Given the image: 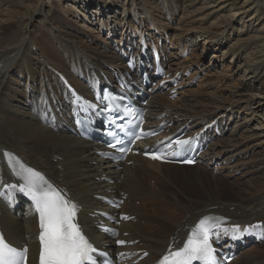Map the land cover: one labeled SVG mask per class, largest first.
Instances as JSON below:
<instances>
[{
    "label": "bare ground",
    "instance_id": "bare-ground-1",
    "mask_svg": "<svg viewBox=\"0 0 264 264\" xmlns=\"http://www.w3.org/2000/svg\"><path fill=\"white\" fill-rule=\"evenodd\" d=\"M62 1L68 2L71 12H66L76 21L82 16L92 21L93 15L111 19L104 23L102 33L113 36L118 28L134 40L142 29L140 37L147 32L162 40L163 46L148 43L143 53L142 45L131 39L130 48L123 49L114 46L110 37L101 43L90 37L94 45L79 48L76 40L81 37L78 41H83L80 33L84 31L56 9L45 19L41 14L45 15V0H0V153L8 149L24 158L31 168L78 200L81 222L97 242L103 237L94 227L99 221L91 216L103 207L97 196L126 193L121 212L135 215L136 220L123 222L122 227L130 231L132 239L140 240L137 250L146 248L150 253L140 264L159 260L208 213L219 212L250 223L264 219V130L251 126L255 118L261 120L259 126L264 125L263 1L144 0L150 5L131 0ZM72 10H79V14ZM158 16L167 25L156 21ZM168 29L172 48L201 52L188 59L189 64H200L195 73L211 72H204L198 80V90L185 89L178 99L158 90L149 103V117L153 123L157 115L166 114L173 128L188 125L190 134H198L209 125L204 132L210 139L209 149L193 167L139 156L130 158L133 164H124L119 170L98 154L104 148L68 130V125L72 126L71 95L49 66L63 72L85 95L94 81L104 80L103 74L113 79L114 72L128 71L125 58L131 53L136 55L139 68L151 65L158 52L172 58L169 64L174 72L190 69L193 65L177 62L179 50L170 51L168 56ZM27 34L32 37L25 41ZM119 39L121 43L123 38ZM145 41L151 40L145 37ZM207 52L212 55L209 59ZM234 78V84L217 88ZM232 86V95L224 94ZM252 110L254 117L248 119ZM240 113L243 121L238 119ZM247 174L250 176L243 178ZM19 183L5 166L1 224L11 242L30 246L29 264H39L38 220L19 191ZM13 184L16 189L6 187ZM231 190L234 196H224ZM183 194L186 197H181ZM252 244L255 246L240 251L230 264H264V242Z\"/></svg>",
    "mask_w": 264,
    "mask_h": 264
},
{
    "label": "snow or ice",
    "instance_id": "snow-or-ice-1",
    "mask_svg": "<svg viewBox=\"0 0 264 264\" xmlns=\"http://www.w3.org/2000/svg\"><path fill=\"white\" fill-rule=\"evenodd\" d=\"M104 99H108V97H104ZM115 99L113 98V100ZM95 107L96 105L85 102L83 110L87 111L89 108L95 109ZM107 110L115 111L114 108ZM124 115H131V112L126 110ZM111 124L121 132H126L127 135H134L137 140L142 138L131 129L126 131L124 125L117 123L116 120H112ZM108 134L116 139V143H110L109 147L115 149L117 144L123 143L116 132ZM173 144L179 150L191 149L189 140L177 139L169 143L167 147L172 148ZM118 151L123 153L128 149L120 147ZM3 155L7 157L9 167L21 181L19 191L31 198L35 213L39 217V264H107L106 260L101 262L97 259V257H104L107 254L99 252L92 245L77 222L78 205L49 183L40 172L19 164L18 161L14 163L11 153L4 152ZM150 158L163 159L161 155L156 154H152ZM185 162L193 163L191 160ZM17 164L19 167L16 166ZM6 187L16 189L17 185H7ZM4 195L3 192H0V196ZM124 219H128V217H124ZM225 223L226 218L224 217L203 216L189 229L182 246L175 249L170 246L160 259L159 264H217L213 242L218 241L222 234L228 232L224 226ZM104 231L110 230L104 229ZM233 231L239 232L240 226L234 225ZM112 234L116 235V233ZM231 238L236 239L237 236L233 234ZM116 243L124 245L126 242L117 240ZM0 264H28V249L26 247L17 249L0 235Z\"/></svg>",
    "mask_w": 264,
    "mask_h": 264
},
{
    "label": "rangeland",
    "instance_id": "rangeland-1",
    "mask_svg": "<svg viewBox=\"0 0 264 264\" xmlns=\"http://www.w3.org/2000/svg\"><path fill=\"white\" fill-rule=\"evenodd\" d=\"M46 2L44 3V5H43V8H44V13H45V15L43 14V13H41L44 17H45V19H47L48 18V16L50 17V15L55 11V9L56 10H58V11H60L62 14H63V16H66V17H69V19H71V21H72V24H74V26H76L77 28H79L80 30H82V31H84V32H82V34L80 33V36H82V40L83 41H78V40H80L81 39V37H78L77 39L78 40H76L77 41V45L76 46H78L79 48L82 46V45H84V46H86V45H94L92 42H93V40L90 38V37H92L93 39H95L96 41H98L99 43H101V41L103 40V39H107V37L109 38V40H113L112 41V44L115 46H121V44L119 43V41H120V39L119 38H123V37H125V31L126 30H123L122 31V29L119 31L118 30V28H117V33H115V35H113V36H110L111 34H108L106 31L104 32V33H102V29H103V27H104V23H108L111 19H107V18H104V17H102V18H100L101 16L99 15V16H97V15H93L92 16V21H90L89 19H88V17H85V16H82L81 18H78L77 17V21L74 19L75 17H73V16H71V14L70 15H68L67 14V12H66V10H68V11H70L69 10V7L67 6L68 5V2L67 3H65V2H63L62 0H50L49 2H48V0H45ZM65 1H70V0H65ZM75 1V0H74ZM131 1H134V2H139V4H141L142 2L143 3H145V4H148V5H150L149 3H146L144 0H131ZM261 1H263V3H264V0H261ZM53 2V3H52ZM58 3V4H57ZM105 3H106V1H105ZM80 6H82V5H80ZM86 9L88 10L89 9V6L88 7H86ZM141 9V8H140ZM73 11V10H72ZM78 14H79V10H75ZM75 11H73V12H75ZM52 12V13H51ZM71 12V11H70ZM142 13H144V11L142 10ZM80 16V15H79ZM178 16H180V14L178 15ZM73 17V18H72ZM98 17L100 18V19H102V21L100 22V20L98 19ZM158 18H160L161 19V17L160 16H158L157 18H156V21H160ZM49 19V18H48ZM75 21V22H74ZM85 21H86V23H85ZM103 21H105V22H103ZM82 22V23H81ZM165 23V22H164ZM162 21H160V24H164ZM171 23V22H170ZM247 23H249V22H247ZM94 24V25H93ZM97 24V25H96ZM198 23H196L195 25H197ZM54 25H56V24H54ZM164 25H167L166 23L164 24ZM172 25L175 27L176 25H178V21H177V19H176V21H174L173 23H172ZM206 25H209V21L208 22H206ZM120 26V25H119ZM122 26V25H121ZM120 26V27H121ZM55 27H57V26H55ZM100 27V28H99ZM102 28V29H101ZM107 28V27H106ZM17 30V29H16ZM135 30H139V27L137 26L136 27V29ZM180 31V30H179ZM101 32V33H100ZM175 32V31H174ZM168 33H169V36H170V38H168V36H167V34H166V39H167V41H166V46H168V49L167 50H170L171 52L172 51H178L179 49H176V48H172V46H173V44L171 43L172 42V36L170 35V31H169V29H168ZM146 34H147V32H146ZM118 35V36H117ZM28 37H32L31 36V34H27L26 35V37H25V41H26V39L28 38ZM62 39H64V38H62ZM88 42V43H87ZM95 42V41H94ZM162 43H163V41H162ZM164 44H165V42H164ZM34 49H36V46L34 47ZM170 52V53H171ZM169 53V54H170ZM201 52L200 51H197V52H193V55H194V57H195V55L196 54H200ZM192 53H189V56L191 55ZM193 55L191 56V57H193ZM207 55L208 56H206V59H209L210 58V56H212L211 55V52H207ZM186 53L183 55V56H181L179 59H177V62L179 63V64H189V63H187L186 62ZM197 64V63H196ZM195 65V64H194ZM177 66V65H176ZM229 66V65H228ZM193 68H194V66H193ZM204 72H207V73H209V72H211L210 70H206V71H203V73H202V75H203V77H204ZM192 73L194 74L195 73V70H193L192 69ZM190 77V76H189ZM188 78V77H187ZM201 80V79H200ZM237 81V78L235 79H232V80H228V81H226V83L224 84V85H216L217 86V88H220V87H224V86H228V85H230V83L231 84H234V82H236ZM230 82V83H229ZM199 83L197 82V83H195V82H193L192 84H190V85H188V86H185L184 87V89H189L190 91H195V90H198L199 88ZM212 88H210V89H208L207 88V90H211ZM228 90V91H227ZM232 90V91H231ZM236 90V89H235ZM188 91V90H187ZM231 92H234V88H233V86L232 87H228L227 89H226V91L224 92V94H226V95H232L231 94ZM180 96V95H179ZM238 97H234L233 99L235 100V99H237ZM181 101V100H180ZM255 110V109H254ZM254 112H253V110L251 111V113L249 114V115H247V117H248V119L250 118V119H252L254 116H252V114H253ZM243 113H240V114H238V119H242L243 117H244V115H242ZM247 119V120H248ZM237 120V119H236ZM244 120V118L242 119V121ZM259 121H261V120H259ZM259 121H258V119H254V124H252L251 125V123L253 122H250V125L252 126V127H257V125H258V127H259V129H261V130H264V125H260L259 126ZM235 123V122H234ZM249 127V126H248ZM240 134V133H239ZM238 134V135H239ZM263 145V149H264V143L262 144ZM262 149V150H263ZM214 174H218V173H216V172H214ZM248 176H250V174H247V175H245L243 178H248ZM242 178V179H243ZM232 180L233 179H235V177H232L231 178ZM235 192L234 191H232L231 190V192L230 193H228V195H227V193H224V196H234L235 194H234ZM174 195V193H171V196H173ZM181 197H186V194H183ZM178 217V216H177Z\"/></svg>",
    "mask_w": 264,
    "mask_h": 264
}]
</instances>
